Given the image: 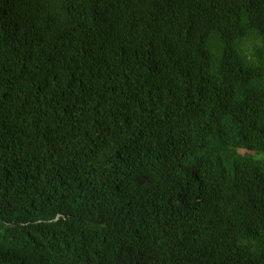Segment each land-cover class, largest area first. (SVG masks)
Returning a JSON list of instances; mask_svg holds the SVG:
<instances>
[{"label": "trees", "instance_id": "obj_1", "mask_svg": "<svg viewBox=\"0 0 264 264\" xmlns=\"http://www.w3.org/2000/svg\"><path fill=\"white\" fill-rule=\"evenodd\" d=\"M251 153L264 0H0V264H264Z\"/></svg>", "mask_w": 264, "mask_h": 264}, {"label": "rangeland", "instance_id": "obj_2", "mask_svg": "<svg viewBox=\"0 0 264 264\" xmlns=\"http://www.w3.org/2000/svg\"><path fill=\"white\" fill-rule=\"evenodd\" d=\"M243 154H246V153H241V155H243ZM251 155H258L259 157H261L264 160V153H251Z\"/></svg>", "mask_w": 264, "mask_h": 264}]
</instances>
